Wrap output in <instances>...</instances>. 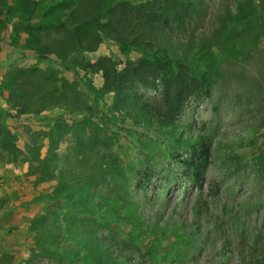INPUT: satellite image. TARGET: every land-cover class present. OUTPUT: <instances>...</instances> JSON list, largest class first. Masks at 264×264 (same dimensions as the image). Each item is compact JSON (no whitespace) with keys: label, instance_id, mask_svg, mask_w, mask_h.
<instances>
[{"label":"rangeland","instance_id":"374dc122","mask_svg":"<svg viewBox=\"0 0 264 264\" xmlns=\"http://www.w3.org/2000/svg\"><path fill=\"white\" fill-rule=\"evenodd\" d=\"M0 264H264V0H0Z\"/></svg>","mask_w":264,"mask_h":264},{"label":"trees","instance_id":"16d2710c","mask_svg":"<svg viewBox=\"0 0 264 264\" xmlns=\"http://www.w3.org/2000/svg\"><path fill=\"white\" fill-rule=\"evenodd\" d=\"M58 26L66 28L65 26H63V24H58ZM248 27L250 30L255 29V25H251ZM146 31L148 34H150L152 28L149 30H145L144 33H146ZM131 49L136 52L152 56L153 58L157 59V61H166V64L170 63L171 60V58H168L165 54H160V50L152 48L151 45H148L147 47L131 46ZM192 65L196 69H199L200 67L199 64ZM131 73L135 74L133 71H131ZM171 140L176 143L189 146L190 152L188 158L182 160L181 164L185 167L186 172L193 183L201 189L205 183V176L211 163V147L204 141L202 137H196L192 140H188L183 138L182 134H178L177 136L171 137Z\"/></svg>","mask_w":264,"mask_h":264}]
</instances>
